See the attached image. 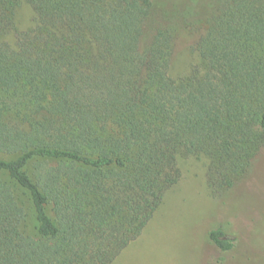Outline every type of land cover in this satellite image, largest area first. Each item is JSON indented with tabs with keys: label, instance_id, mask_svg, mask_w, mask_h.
I'll return each instance as SVG.
<instances>
[{
	"label": "trees",
	"instance_id": "16d2710c",
	"mask_svg": "<svg viewBox=\"0 0 264 264\" xmlns=\"http://www.w3.org/2000/svg\"><path fill=\"white\" fill-rule=\"evenodd\" d=\"M210 7L201 64L176 80L154 0H0V153L14 155L0 157V264L113 263L179 182V154H207L217 190L248 174L264 148V0ZM208 237L233 248L223 228Z\"/></svg>",
	"mask_w": 264,
	"mask_h": 264
},
{
	"label": "rangeland",
	"instance_id": "374dc122",
	"mask_svg": "<svg viewBox=\"0 0 264 264\" xmlns=\"http://www.w3.org/2000/svg\"><path fill=\"white\" fill-rule=\"evenodd\" d=\"M211 0H154L151 27L162 24L174 36L170 76L176 80L199 67L194 45L205 28ZM35 11L23 1L15 9L19 29L35 25ZM15 43L14 35L8 36ZM1 158L14 155L0 153ZM27 171L35 178V162ZM207 154H179V182L166 191L142 234L129 243L111 264H264V148L248 174L228 189L209 186ZM2 178L7 175L0 172ZM23 198V196H22ZM26 231L34 232L36 220L27 199ZM49 213L53 212L49 208ZM223 228L233 242L229 252L220 250L208 237L211 229Z\"/></svg>",
	"mask_w": 264,
	"mask_h": 264
},
{
	"label": "crops",
	"instance_id": "0c3cea01",
	"mask_svg": "<svg viewBox=\"0 0 264 264\" xmlns=\"http://www.w3.org/2000/svg\"><path fill=\"white\" fill-rule=\"evenodd\" d=\"M111 264V263H110Z\"/></svg>",
	"mask_w": 264,
	"mask_h": 264
}]
</instances>
